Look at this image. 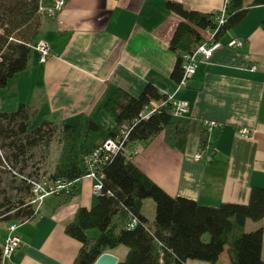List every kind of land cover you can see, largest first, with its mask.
I'll return each instance as SVG.
<instances>
[{"label": "crops", "instance_id": "1", "mask_svg": "<svg viewBox=\"0 0 264 264\" xmlns=\"http://www.w3.org/2000/svg\"><path fill=\"white\" fill-rule=\"evenodd\" d=\"M56 0H41L51 6ZM65 8L54 17L43 16L38 42L52 48L45 63L33 49L27 70L16 74L0 90V110L14 112L23 104L33 122L46 120L75 125L90 117L101 127L114 125L104 105L117 89L139 96L148 84L174 94L189 105L181 118L189 121L183 152L165 142L164 133L139 143L140 153L127 158L171 197H183L202 206L247 205L253 188H264V5L248 10L246 17L220 41H245L241 49L223 46L209 60L199 59L195 75L179 89L170 75L176 56L170 43L183 19L167 9L180 3L191 11L219 14L227 0H64ZM252 0H245L249 5ZM36 45V44H35ZM253 67L255 69H253ZM161 106V101L151 102ZM222 127L211 135L216 149L212 162L197 161L203 123ZM247 130L248 136H242ZM64 195L48 197L36 217L20 226L19 250L5 264H75L82 243L65 232L80 208L99 202L93 181L82 178L67 202ZM149 206L151 209H146ZM143 214L154 221L155 203L144 202ZM264 221L247 220L246 232ZM88 236L96 238L93 231ZM6 236L3 231V238ZM123 260L128 249L107 251ZM262 258L264 260V239ZM186 264H210L188 260ZM215 264H231L228 247Z\"/></svg>", "mask_w": 264, "mask_h": 264}, {"label": "trees", "instance_id": "2", "mask_svg": "<svg viewBox=\"0 0 264 264\" xmlns=\"http://www.w3.org/2000/svg\"><path fill=\"white\" fill-rule=\"evenodd\" d=\"M227 1V18L216 40H221L239 25L251 7L264 5V0H252L249 5L245 0ZM40 4L41 0H0V89L6 88L11 78L29 67L33 47L42 31L44 15L40 13ZM166 6L183 19L169 46L177 59L170 78L178 83L183 76L184 54L201 42L199 30L216 28L217 15L191 11L171 1ZM262 28L264 30V22ZM166 99V95L152 84H148L139 96L117 89L104 105L105 113L114 122L108 128L82 115L75 125L46 120L32 129L34 115L29 107L21 104L14 112L0 110V151L9 154L0 157L1 169L11 172L28 189L30 197L31 186L20 176L40 177L23 172L27 169L25 165L18 169L20 158L42 143L49 145L47 143L57 132L60 153L48 178L79 181L87 174L86 158L90 154L116 137L122 126H131L151 102ZM189 128V121L174 118L169 105H162L149 119L140 120L134 126L129 144L145 143L164 133L167 145L183 152ZM211 146L208 134L203 131L200 149L206 153L213 149ZM104 173V190L98 204L90 210L80 208L65 229L68 236L82 243L75 264H95L102 254L119 246L126 247L128 253L118 264H186L188 260L215 264L226 247L231 264H264V226L253 232L245 231L247 220L264 221V188H253L247 205L226 203L207 207L183 197H171L122 152ZM75 193L76 187L64 193L63 202L69 201ZM147 199L155 202L154 221L143 214ZM33 211L30 206L24 209L21 206L13 221L31 218ZM132 216L137 217L139 223L135 229H127ZM95 229L99 235L89 237L87 233ZM1 253L0 247V259Z\"/></svg>", "mask_w": 264, "mask_h": 264}, {"label": "built area", "instance_id": "3", "mask_svg": "<svg viewBox=\"0 0 264 264\" xmlns=\"http://www.w3.org/2000/svg\"><path fill=\"white\" fill-rule=\"evenodd\" d=\"M227 2L228 1H226V4ZM65 6L66 3L64 0H56L51 6L47 7L43 6L41 3L39 10L44 16L54 17L59 12H61ZM226 18L227 14L226 9L224 8L219 14H217L216 28L199 30L201 42L194 50L184 54L183 56V76L180 82L177 83V87L179 89L184 88L187 82L195 75L199 59L209 60L213 56V53L223 46L233 49H241L245 46V41L238 39H232L226 44L222 43L220 40H216V35L219 31V28L224 25ZM33 49L39 53L41 63H45L52 54L51 46L44 41L38 42L33 47ZM253 69L255 68L253 67ZM162 93L166 95L167 99L161 101V106L169 105L170 114L174 118L181 119L188 115L189 105L187 102L177 100L175 95L170 94L169 92L163 91ZM159 107H153L151 104L147 106L140 114V118L136 120L131 126H122L120 133L116 137L105 141L101 147L96 149L92 154H90V156L86 158L87 174L83 178H89L93 181L94 195L99 197L103 194V181L105 179L104 170L119 153H125L127 156V150L130 147L132 148L130 155H134L142 151V146L139 144V142L129 144L130 133L140 120L149 119ZM203 127L205 132L208 134L209 141L211 142V135L215 133L216 130H219L222 126L214 121H205L203 123ZM240 134L242 136H248L249 132L247 130H241ZM214 154L215 149H211L206 153L198 152L194 158L197 161L210 163L213 160ZM5 167L11 170L7 163H5ZM13 173L17 175L16 172ZM20 178L25 180L31 186V192L27 206H30L34 210V213L33 217L31 218L12 221L8 224L6 236L2 242V245L0 246L2 250L0 264H5V262L9 261L19 250L22 243V239L18 234L20 226L24 223L32 221L36 217L40 207L48 197L52 195H62L64 193L68 194L75 189L78 182L77 180L71 181L67 179L52 180L46 177L30 178L28 176H20ZM138 223V218L132 216L128 223L127 229H135Z\"/></svg>", "mask_w": 264, "mask_h": 264}, {"label": "rangeland", "instance_id": "4", "mask_svg": "<svg viewBox=\"0 0 264 264\" xmlns=\"http://www.w3.org/2000/svg\"><path fill=\"white\" fill-rule=\"evenodd\" d=\"M43 18V17H42ZM40 37V36H39ZM1 90V89H0ZM41 123L33 122L31 128L35 129ZM57 132L54 133L53 138L46 143L40 144L36 149H33L20 158L18 169H22L25 165L26 170L23 172L32 173L36 177H50L54 171L55 162L60 153V145L58 143ZM8 152L0 151V157H7ZM28 189L21 184L15 176L7 169L0 168V244L3 238V231L7 229L10 222L14 220V216L19 207L27 206L29 200ZM153 203L152 199H147L146 203ZM25 204V205H24ZM146 209H151L149 206ZM96 236L99 235L98 230H91ZM202 262V261H198Z\"/></svg>", "mask_w": 264, "mask_h": 264}, {"label": "water", "instance_id": "5", "mask_svg": "<svg viewBox=\"0 0 264 264\" xmlns=\"http://www.w3.org/2000/svg\"><path fill=\"white\" fill-rule=\"evenodd\" d=\"M95 264H118V259L111 253H104L97 259Z\"/></svg>", "mask_w": 264, "mask_h": 264}]
</instances>
